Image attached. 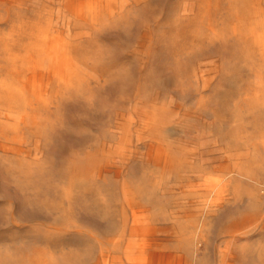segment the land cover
<instances>
[{
    "label": "rangeland",
    "instance_id": "rangeland-1",
    "mask_svg": "<svg viewBox=\"0 0 264 264\" xmlns=\"http://www.w3.org/2000/svg\"><path fill=\"white\" fill-rule=\"evenodd\" d=\"M0 264H264V0H0Z\"/></svg>",
    "mask_w": 264,
    "mask_h": 264
}]
</instances>
